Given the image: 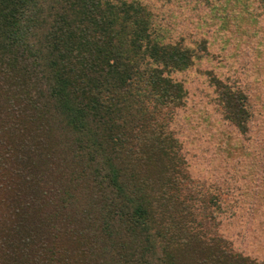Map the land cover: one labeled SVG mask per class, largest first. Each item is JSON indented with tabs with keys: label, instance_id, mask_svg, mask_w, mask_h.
I'll use <instances>...</instances> for the list:
<instances>
[{
	"label": "trees",
	"instance_id": "1",
	"mask_svg": "<svg viewBox=\"0 0 264 264\" xmlns=\"http://www.w3.org/2000/svg\"><path fill=\"white\" fill-rule=\"evenodd\" d=\"M203 1L0 0V264H264L182 147L202 38L171 9ZM208 82L249 132L245 94Z\"/></svg>",
	"mask_w": 264,
	"mask_h": 264
},
{
	"label": "rangeland",
	"instance_id": "2",
	"mask_svg": "<svg viewBox=\"0 0 264 264\" xmlns=\"http://www.w3.org/2000/svg\"><path fill=\"white\" fill-rule=\"evenodd\" d=\"M185 12L176 28L200 59L181 78L189 96L178 111L193 175L216 186L213 193L230 201L220 216L228 231L249 254L264 248V0H204L174 3L171 10ZM181 36V37H182ZM242 91L251 109L250 130L242 134L221 119L210 100V78ZM222 152V153H221ZM227 155L228 158H225ZM223 159V160H222ZM229 183L227 190L223 184ZM226 194V195H225ZM227 198V199H226ZM224 217V218H225ZM225 221V222H224ZM260 226H263L261 230ZM240 243V244H239Z\"/></svg>",
	"mask_w": 264,
	"mask_h": 264
}]
</instances>
